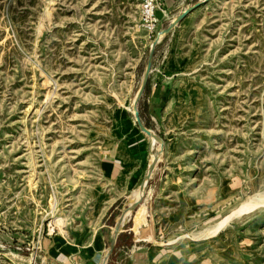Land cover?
<instances>
[{
	"label": "rangeland",
	"instance_id": "rangeland-1",
	"mask_svg": "<svg viewBox=\"0 0 264 264\" xmlns=\"http://www.w3.org/2000/svg\"><path fill=\"white\" fill-rule=\"evenodd\" d=\"M141 4L0 0V264L97 241L124 210L123 241L139 248L116 243L107 264H148L153 239L171 240L172 264H264V203L205 232L264 194V0H158L153 35ZM189 8L157 43L137 103L165 140L159 157L134 104L153 42ZM140 143L142 169L159 157L146 194L130 207L147 171L100 219L105 164Z\"/></svg>",
	"mask_w": 264,
	"mask_h": 264
},
{
	"label": "crops",
	"instance_id": "crops-1",
	"mask_svg": "<svg viewBox=\"0 0 264 264\" xmlns=\"http://www.w3.org/2000/svg\"><path fill=\"white\" fill-rule=\"evenodd\" d=\"M143 145H145L146 148L145 143L123 147L116 156L114 164H105L103 171L108 175L112 183V190L108 194L101 195L100 197V199H102L100 205L103 206L99 213L100 219L107 214L108 210H110L119 199H127L128 197L126 195L135 190L142 182V177L147 171L142 169L141 166L146 160H142L139 156V147ZM109 224L113 225L115 223H113V221L110 223L109 220ZM111 225H108V227L112 229L109 234L104 230L99 231L98 235L100 238L97 241L94 240V235L89 236L85 240L73 241V243L68 241L65 242V240L62 239L56 240V243L51 241L45 245V254L40 264H107V262L105 263L104 261L105 254L114 236V227ZM133 231L135 230L133 229ZM123 232L124 230L117 238L118 249L130 250V248H139L137 241L140 240L133 239L128 244L123 241ZM167 247L168 245H153L152 247L143 246L142 250L146 255H149L150 258L148 264H172L173 258L171 254L163 257V251H165Z\"/></svg>",
	"mask_w": 264,
	"mask_h": 264
},
{
	"label": "water",
	"instance_id": "water-1",
	"mask_svg": "<svg viewBox=\"0 0 264 264\" xmlns=\"http://www.w3.org/2000/svg\"><path fill=\"white\" fill-rule=\"evenodd\" d=\"M199 5H200V2L195 4L192 8L197 7ZM192 8L186 9L184 12L179 14L176 17V19L172 21L170 26L165 29V34L171 32L172 29L192 10ZM158 42L159 41L157 39L153 42V45H152V48H151V52H150V56H149V61L147 63V67H146V70H145L143 84H142V86H141V88H140V90L138 92L137 98L135 100L134 112H135V117H136V121H137V124H138L139 128L143 132H146L149 136L154 137L155 140L158 142L159 150H160L159 154L161 156L163 153H165V140H164V138L161 135L157 134L155 131H153V130L149 129L147 126H145V124L143 123V120L141 118L140 112H139V110L137 108L138 100L143 95V93L145 91V88H146V85H147L148 80H149V76H150L151 68H152V61H153V57H154V51H155V47H156ZM159 157H157L156 161L150 166V172H148V174L146 176L147 179H149L151 177V173L154 171L155 166H156L157 162L159 161ZM138 203L139 202H134L130 207L132 209H134ZM126 211L127 210H124L123 215L119 218L118 222L116 223V225L114 227L115 228L114 236H113L111 245H110V247L108 249L107 257L109 256V254H111L113 252V249H114V247H115V245L117 243V238H118L119 234L123 231L122 228H121V226H122L121 219L125 215ZM152 244L153 245H157V246H165V245H167V243L165 241L158 240V239H153L152 240Z\"/></svg>",
	"mask_w": 264,
	"mask_h": 264
},
{
	"label": "bare ground",
	"instance_id": "bare-ground-1",
	"mask_svg": "<svg viewBox=\"0 0 264 264\" xmlns=\"http://www.w3.org/2000/svg\"><path fill=\"white\" fill-rule=\"evenodd\" d=\"M176 19V18H175ZM174 19V20H175ZM165 35V29H163V30H161L160 32H159V34H158V37L156 38L158 41H160L161 39H162V37ZM136 118V117H135ZM145 134H147L146 132H144ZM147 136L151 139V140H155V138L154 137H151V136H149L148 134H147ZM159 147H158V156H160V154H159ZM154 163V161H151L150 163H149V166H148V169H147V174H148V172H150V166L152 165ZM153 173V172H152ZM151 173V174H152ZM147 174H146V176H147ZM147 188H148V179L147 178H145V180L143 181V183L141 184V186L137 189V190H135L134 192H133V197H134V200H136V202H141V200L143 199V197H144V195L146 194V191H147ZM264 193V192H263ZM259 194V193H258ZM141 195V196H140ZM262 203H264V194L263 195H259V196H255V197H253V199L252 200H249V201H247V202H244L243 204H241L235 211H233L230 215H228L225 219H223V220H221V221H219V222H216L215 224H212V225H210V226H208V228H206V230H205V232L207 233V234H210V233H214L216 230H218L220 227H222V226H224L225 224H226V222H228L233 216H235V215H239V214H241L244 210H248V209H251V208H253V207H255V206H257V205H259V204H262ZM132 210H128V213H126L123 217H122V219H121V222H123L124 220H125V218H126V216L128 215V214H130V212H131ZM57 217V216H56ZM61 221V220H60ZM61 225H62V223H61ZM114 230H115V228H114ZM166 243H167V245H170V243H171V240H170V243H169V241H165ZM107 254H108V251L106 252V254H105V259H104V261H106L107 260ZM23 258H27V259H29V257H27V256H22Z\"/></svg>",
	"mask_w": 264,
	"mask_h": 264
},
{
	"label": "built area",
	"instance_id": "built-area-1",
	"mask_svg": "<svg viewBox=\"0 0 264 264\" xmlns=\"http://www.w3.org/2000/svg\"><path fill=\"white\" fill-rule=\"evenodd\" d=\"M158 0H142L141 4V26L150 35L157 33L159 19L157 16Z\"/></svg>",
	"mask_w": 264,
	"mask_h": 264
},
{
	"label": "trees",
	"instance_id": "trees-1",
	"mask_svg": "<svg viewBox=\"0 0 264 264\" xmlns=\"http://www.w3.org/2000/svg\"><path fill=\"white\" fill-rule=\"evenodd\" d=\"M117 245H118V243H117Z\"/></svg>",
	"mask_w": 264,
	"mask_h": 264
}]
</instances>
